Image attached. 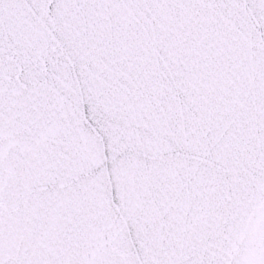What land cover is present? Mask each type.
<instances>
[{
  "label": "snow or ice",
  "instance_id": "1",
  "mask_svg": "<svg viewBox=\"0 0 264 264\" xmlns=\"http://www.w3.org/2000/svg\"><path fill=\"white\" fill-rule=\"evenodd\" d=\"M0 264H264V0H0Z\"/></svg>",
  "mask_w": 264,
  "mask_h": 264
}]
</instances>
